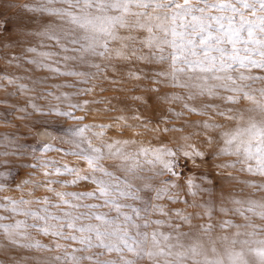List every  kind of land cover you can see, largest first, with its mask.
Masks as SVG:
<instances>
[{
  "label": "clouds",
  "instance_id": "obj_1",
  "mask_svg": "<svg viewBox=\"0 0 264 264\" xmlns=\"http://www.w3.org/2000/svg\"><path fill=\"white\" fill-rule=\"evenodd\" d=\"M0 264H264V0H0Z\"/></svg>",
  "mask_w": 264,
  "mask_h": 264
}]
</instances>
